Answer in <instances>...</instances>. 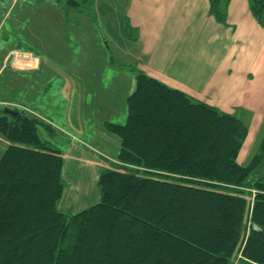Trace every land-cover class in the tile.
<instances>
[{"label":"trees","instance_id":"obj_1","mask_svg":"<svg viewBox=\"0 0 264 264\" xmlns=\"http://www.w3.org/2000/svg\"><path fill=\"white\" fill-rule=\"evenodd\" d=\"M228 1L210 0L220 23ZM250 12L264 29V0ZM134 79L125 124H104L120 141L116 163L99 175V202L76 214L58 209L64 160L39 137L55 130L0 109V264H264V179L243 187L264 159V135L241 166V120L141 70Z\"/></svg>","mask_w":264,"mask_h":264},{"label":"rangeland","instance_id":"obj_2","mask_svg":"<svg viewBox=\"0 0 264 264\" xmlns=\"http://www.w3.org/2000/svg\"><path fill=\"white\" fill-rule=\"evenodd\" d=\"M66 1L26 0V4H17L25 7L20 15L14 11L4 19L0 53L8 50L30 53L39 59L41 71L35 75L17 74L15 78V73L6 70L0 80V100L4 102L0 103V109L14 112L16 108L30 117H43L49 123L43 122L51 123L56 133L50 136L40 128L39 137L59 148L63 156L67 151L62 144L72 136L104 154L100 157L90 154L91 160L76 169L84 183L91 184L95 176L92 186L98 191L101 171L116 163L120 149L119 139L106 132L104 124H125L126 101L135 88L139 62L132 38L136 35H130V41L125 37V31H129L122 0H100L98 7L84 3L79 10L69 9ZM8 7L0 0V22ZM5 148L0 146V157ZM247 148L239 155L244 167L258 150L252 154V149L248 152ZM75 176L73 171L71 177ZM62 179L64 188L72 184L70 179ZM263 179L264 159L250 171L243 187L251 189ZM96 193L99 201V191Z\"/></svg>","mask_w":264,"mask_h":264},{"label":"crops","instance_id":"obj_3","mask_svg":"<svg viewBox=\"0 0 264 264\" xmlns=\"http://www.w3.org/2000/svg\"><path fill=\"white\" fill-rule=\"evenodd\" d=\"M1 1L5 7L10 4L3 13L0 30L8 13L15 11L20 15L25 10L18 3L13 4V0ZM250 1L229 0L221 9L224 23L210 14V0L121 1L125 7V25L135 31L134 50L138 54L139 70L241 120L247 128V138L239 155L246 147L253 154L264 135V29L251 14ZM93 3L98 7L100 0ZM0 56V80L8 69L15 73V78L17 74L35 75L41 71L39 59L30 53L8 50ZM0 103L4 104L3 100ZM38 119L46 121L41 116ZM48 125L52 127L51 123ZM52 128L55 135L56 129ZM84 141L68 137L62 144L66 156L57 148L64 160L63 178L72 181L64 188L58 206L63 214H70L67 212L72 209L84 211L99 202L98 191L92 186L96 177L92 176L91 184L84 183L76 169L91 160L90 154L99 157L104 154ZM4 142L0 136V146L5 148L8 144ZM237 163L243 166L241 161ZM73 171L75 177H71Z\"/></svg>","mask_w":264,"mask_h":264},{"label":"water","instance_id":"obj_4","mask_svg":"<svg viewBox=\"0 0 264 264\" xmlns=\"http://www.w3.org/2000/svg\"><path fill=\"white\" fill-rule=\"evenodd\" d=\"M3 114H5V115H9V116H13V115H15V113H14L13 111L9 110V109H5V110L3 111Z\"/></svg>","mask_w":264,"mask_h":264},{"label":"built area","instance_id":"obj_5","mask_svg":"<svg viewBox=\"0 0 264 264\" xmlns=\"http://www.w3.org/2000/svg\"><path fill=\"white\" fill-rule=\"evenodd\" d=\"M25 0H13V4L15 3H23ZM253 196L255 195L254 191H249Z\"/></svg>","mask_w":264,"mask_h":264}]
</instances>
